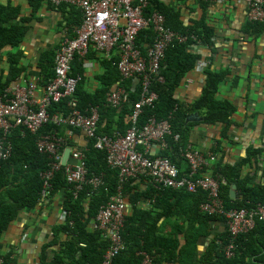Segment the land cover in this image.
<instances>
[{"label":"trees","instance_id":"1","mask_svg":"<svg viewBox=\"0 0 264 264\" xmlns=\"http://www.w3.org/2000/svg\"><path fill=\"white\" fill-rule=\"evenodd\" d=\"M27 1L31 8L29 17L21 15L19 6L0 3V55L4 49L12 48V54L8 55L9 77L6 82L0 78V92L8 88L11 83L17 82L24 70L19 66L23 60L19 47L29 31V23L33 14L44 2V0ZM47 5L54 8L50 3ZM56 8L58 12H61L60 25L65 30L64 39L75 38L82 21L80 10L66 3H61ZM154 11L164 15L168 28L188 36L189 39L186 43H175L166 51L160 71L164 81H153L151 84V90L157 93L158 98L153 105L143 107L137 124L144 125L152 116H155L157 120L169 119L173 134L167 137L168 147L160 153L175 164L183 174L187 171L188 165L180 152L188 143L191 126V122L187 121L189 114L201 111L205 122L222 123L224 126L222 133L226 135L232 124L231 116L235 107L228 99H219L216 95L228 75L222 71H206L205 87L199 99L194 103H184L176 97L178 87L201 58L196 51H193L192 46L211 47L215 31L207 25L204 17L192 26L185 27L180 20V13L159 0H150L148 12ZM255 25H258L254 28L255 33L264 29V22ZM192 35L196 36V40L190 39ZM153 39L154 35L151 30L142 31L139 34L138 46L144 53L153 43ZM56 50L42 54L36 64L40 86H44L54 76L53 61ZM94 54V48L91 47L85 57L75 56L71 63L70 76L83 77L85 62L95 56ZM116 60L117 58L113 57L110 61L106 59L103 61L106 70L99 77L102 84L100 89L93 94H86L78 85L75 95L78 100V109L83 113L91 107H98L100 113L98 133L101 135L113 136L119 132L125 134L131 126L129 116L133 111L132 106L142 95L140 82L135 79L121 80L120 73L114 65ZM117 83L122 84L129 94L125 103L113 107L106 103L104 94H107ZM48 112L50 115L66 116L71 110L68 108L67 100L64 99L53 103ZM66 129L67 127L64 126L57 127L52 123H47L39 133H56V136L64 137ZM79 131L81 130H76V133ZM175 134H178L177 138ZM38 135L24 131L20 127L14 129L11 135L12 156L0 161V240L20 211L32 210L41 201L40 174L48 169L49 160L46 154L37 150ZM73 142L74 139L69 141L70 147H73ZM219 146L218 141L212 151L218 153ZM85 149L88 177L103 175L105 184L98 189L85 185L83 191L75 198L72 186L67 183L63 169L53 176L50 198L64 191L62 209L67 216L61 225L54 227L53 240L43 247L40 256L42 264H101L109 246L108 240L102 233L94 228L91 229L90 225L95 221L101 207L107 204L117 191L119 172L109 167L105 152L95 149L92 141L89 140ZM259 151V149H249L248 154L234 165H217L213 168L212 174L221 180V197L227 208H251L254 204L264 201V182L253 183L251 177H243L241 174L242 166L248 164ZM134 181L135 179L129 180L124 188V193L134 209L132 215H126L121 232L125 248L115 257L113 264H140L142 261L140 252L150 255L153 258V264H159L162 259L178 264H264V220H256L249 233L237 238L235 256L228 259L225 255V248L230 237L225 216L210 215L200 210L199 205L207 196L205 192H189L185 189L168 187L156 189L150 183L145 192H139L136 190L137 185H131ZM230 183L237 184L241 196L235 199L230 197L228 191ZM171 199L192 200L193 208L190 210L191 216L188 215V224L183 221L175 225L172 237H164L155 229L157 220L162 216L167 218L179 215L171 211L178 209V204L167 207L164 205L165 200ZM140 201H148L150 209L144 211L138 208ZM158 209L161 210L160 213L156 211ZM220 221L225 224L224 230L214 232L212 224ZM211 234H214V238H210L206 252L199 259L197 243L201 237L209 238ZM64 235L66 239L62 238ZM179 235L185 238L183 246H181L182 241ZM58 245V250H53V257H50L49 248ZM0 258L4 259L3 264L13 263L10 255H0Z\"/></svg>","mask_w":264,"mask_h":264},{"label":"built area","instance_id":"2","mask_svg":"<svg viewBox=\"0 0 264 264\" xmlns=\"http://www.w3.org/2000/svg\"><path fill=\"white\" fill-rule=\"evenodd\" d=\"M54 6L61 3L80 10L82 21L73 39H64L54 57V77L42 89L37 84L8 87L0 92V160L11 156L13 145L9 136L16 128H22L31 134H37L47 124L67 127L65 136L56 133H39L36 147L40 153L46 154L49 160L48 169L40 174L42 189L41 200L49 199L52 192L51 180L63 169L64 176L75 198L83 191L85 185L98 189L105 184L103 175L88 177L86 167V149L70 147L69 141L74 139L76 130H81L93 142L95 149L105 152L109 167L116 169L118 188L107 204L99 210L94 229L100 231L109 246L101 264H113L115 257L125 248L121 235L127 215V197L124 188L127 182L138 177L147 178L156 189L168 187L185 189L189 192L203 191L206 199L199 208L210 215H223L226 219L230 237L225 248L228 259L235 256L236 240L240 235L249 233L255 221L264 220V201L251 208H227L221 197V180L211 170L217 160V154L204 151L186 144L181 150L188 169L183 174L179 168L160 152L168 147L167 137L173 134L169 119L157 120L155 116L147 123L137 124L143 107L153 105L158 98L151 90L153 81L163 82L160 75L162 61L169 47L175 43H186L189 37L168 28L166 18L158 11L148 12L150 0H47ZM204 3H222L224 0H200ZM249 5L248 19L251 23L264 21V0H247ZM151 30L153 43L144 53L138 46L139 34ZM196 40V36L190 37ZM193 45L192 49L195 50ZM93 47L98 53L109 55L112 50L118 52L115 65L121 80L140 82L141 98L134 102L132 114L129 116L131 126L125 134L113 136L98 133L100 113L98 107H91L85 113L78 109L76 90L82 82V76L71 77V63L75 56L85 57ZM208 62L199 59L196 69L203 71ZM129 92L122 84L106 95V103L113 107L121 106L128 100ZM67 100L70 114L50 115L49 107L60 100ZM175 138L178 134L174 135ZM156 145L159 152L151 155V147ZM67 148L71 149L67 165L62 158ZM67 214L64 212L63 219ZM140 264H153V258L140 252ZM4 259L0 258V264Z\"/></svg>","mask_w":264,"mask_h":264},{"label":"crops","instance_id":"3","mask_svg":"<svg viewBox=\"0 0 264 264\" xmlns=\"http://www.w3.org/2000/svg\"><path fill=\"white\" fill-rule=\"evenodd\" d=\"M166 6L178 11L180 20L185 27L192 26L202 17L208 26L215 31V37L211 47L203 45L195 46L196 52L201 59L209 64L205 70L199 71L196 67L184 78L176 91V97L184 103H194L201 96L206 84V71L226 72L225 80L219 88L217 97L228 99L232 102L235 110L231 116L232 124L226 135H223L222 123H208L203 120L201 111L192 112L194 115L188 117L191 122L188 143L193 147L212 151L220 143L217 165H234L245 157L249 149L260 151L250 159L248 164L242 166L243 177H251L253 183L264 182V29L259 33L254 32L258 25L251 23L248 19L249 5L247 0H224L222 3H201L200 0H159ZM3 5L19 6L21 15L29 17L31 8L27 0H0ZM47 1L41 3L38 11L33 14L29 23V31L26 34L19 51L23 54L20 67L24 70L19 80L11 83L9 87L16 85L25 86L39 79L36 64L42 54L56 50L61 41L65 38V30L60 25L61 12L57 8H51ZM95 56L87 60L84 65L83 82L80 89L86 94H93L102 87L99 77L105 73L103 61H110L113 57L118 59L116 50L109 55L98 53L95 49ZM16 53V51H14ZM12 54V48H6L0 55V78L4 82L9 77L8 55ZM117 61V60H116ZM115 65V64H114ZM118 84V83H117ZM114 87V86H113ZM106 98V94H104ZM190 113V114H192ZM74 145L78 149L86 148L89 139L83 131L76 133ZM187 143V144H188ZM159 148L154 144L149 153L154 155ZM212 168V170H213ZM211 170V172H212ZM229 194L231 197V185ZM236 184V183H235ZM137 185V191L145 192L149 181L144 177H138L133 184ZM237 185V184H236ZM240 193L236 187V197ZM232 198V197H231ZM233 198V199H235ZM63 200L64 191H60L50 199L41 200L35 208L29 211H20L12 221L8 230L0 240V255H10L12 264H42L40 261L43 247L52 240L54 227L63 223ZM148 201H140L137 205L141 210H149ZM168 204V205H167ZM178 204V209L171 211L179 215L171 217H160L156 222L155 229L164 237H172L175 225L187 223L190 210L193 208L192 200H165L164 205L173 206ZM170 208V207H169ZM133 206L127 199V215H132ZM158 213L160 209L156 210ZM94 225H90L93 229ZM225 228L223 222L212 224V230L222 231ZM214 235V234H213ZM185 244V238L178 236ZM66 239L64 235L62 237ZM210 237H201L197 243L198 258L206 252ZM60 245V244H59ZM58 246H51L48 254L53 257V250ZM159 264H178L162 259Z\"/></svg>","mask_w":264,"mask_h":264},{"label":"water","instance_id":"4","mask_svg":"<svg viewBox=\"0 0 264 264\" xmlns=\"http://www.w3.org/2000/svg\"><path fill=\"white\" fill-rule=\"evenodd\" d=\"M192 115H194V113L189 114L188 117H191ZM70 152H71V149H70V148H67V149L65 150L64 155H63V158H62V164H63V165H67V162H68V160H69V158H70ZM236 187H237V185H236L235 183H233V184L231 185V197H232V198H235V197H236ZM210 238H211V239L214 238V235L211 234V235H210ZM208 245H209V242H208Z\"/></svg>","mask_w":264,"mask_h":264},{"label":"clouds","instance_id":"5","mask_svg":"<svg viewBox=\"0 0 264 264\" xmlns=\"http://www.w3.org/2000/svg\"><path fill=\"white\" fill-rule=\"evenodd\" d=\"M44 1H45V0H44ZM201 2H202V1H201ZM203 3H204V2H203ZM50 4H51V3H50ZM209 4H212V3H209ZM53 6H54V5H53ZM57 6H58V5H57ZM57 6H55V7H57ZM63 40H64V39H63ZM63 40H62V41H63ZM62 41H61V43H62ZM61 43H60V44H61ZM151 45H152V44H151ZM151 45H150V46H151ZM59 46H60V45H59ZM148 47H149V46H148ZM206 47H207V46H206ZM58 49H59V47L57 48V50H58ZM57 50H56V51H57ZM112 51H114V50H112ZM112 51H111V52H112ZM146 51H147V50H146ZM111 52H110V53H111ZM110 53H109V54H110ZM117 53H118V52H117ZM55 54H56V52H55ZM105 56H106V55H105ZM54 57H55V56H54ZM200 59H201V58H200ZM53 68H54V61H53ZM194 68H195V67H194ZM53 74H54V71H53ZM53 77H54V76H53ZM51 80H52V79H51ZM51 80H50V81H51ZM38 82H39V79H38L37 81H34V82H32V83H28V84H37V85H38V88H39V89H42L43 86H40V85L38 84ZM48 82H49V81H48ZM48 82H47V83H48ZM82 82H83V77H82ZM82 82H81V83H82ZM47 83H46V84H47ZM28 84H26V85H28ZM46 84H45V85H46ZM119 84H120V83H119ZM18 85H19V84H18ZM18 85H16V86H18ZM26 85H25V86H26ZM78 85H79V84H78ZM116 85H117V84H116ZM116 85H115V86H116ZM115 86H114L113 88H115ZM122 86H123V85H122ZM77 87H78V86H77ZM123 87H124V86H123ZM113 88H112V89H113ZM112 89H111V90H112ZM111 90H110V91H111ZM76 91H77V90H76ZM106 95H107V94H106ZM212 152H213V151H212ZM214 153H215V152H214ZM216 154H217V153H216ZM216 161H217V160H216ZM213 166H214V165H213Z\"/></svg>","mask_w":264,"mask_h":264},{"label":"bare ground","instance_id":"6","mask_svg":"<svg viewBox=\"0 0 264 264\" xmlns=\"http://www.w3.org/2000/svg\"><path fill=\"white\" fill-rule=\"evenodd\" d=\"M11 135H12V132H11ZM11 135L9 136V138H10V142H11V145H12ZM11 156H12V153H11ZM11 156H10V157H11ZM10 157H9V158H10ZM9 158H8V159H9ZM6 160H7V159H6ZM0 161H3V160H0Z\"/></svg>","mask_w":264,"mask_h":264}]
</instances>
